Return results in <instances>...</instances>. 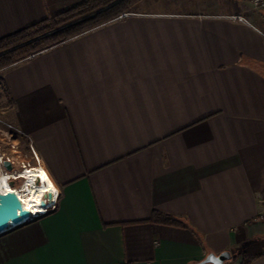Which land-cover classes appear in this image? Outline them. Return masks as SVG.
<instances>
[{
  "label": "crops",
  "instance_id": "0c3cea01",
  "mask_svg": "<svg viewBox=\"0 0 264 264\" xmlns=\"http://www.w3.org/2000/svg\"><path fill=\"white\" fill-rule=\"evenodd\" d=\"M85 1L0 0V40ZM247 3L144 0L1 72L59 196L0 235V264H264V31Z\"/></svg>",
  "mask_w": 264,
  "mask_h": 264
},
{
  "label": "trees",
  "instance_id": "16d2710c",
  "mask_svg": "<svg viewBox=\"0 0 264 264\" xmlns=\"http://www.w3.org/2000/svg\"><path fill=\"white\" fill-rule=\"evenodd\" d=\"M87 0L54 18L0 40V72L31 56L42 54L58 45L108 24L124 14L135 12L144 0ZM94 16L75 22L91 13ZM17 50L8 52L13 48ZM154 213V218L157 216Z\"/></svg>",
  "mask_w": 264,
  "mask_h": 264
},
{
  "label": "rangeland",
  "instance_id": "374dc122",
  "mask_svg": "<svg viewBox=\"0 0 264 264\" xmlns=\"http://www.w3.org/2000/svg\"><path fill=\"white\" fill-rule=\"evenodd\" d=\"M120 1H118V2H120ZM138 9H140V8H138ZM103 10H105V9H102L100 11H96L95 13H91V14H89V15L81 18V19L76 20L75 22L88 19V18L94 16L95 14H97ZM244 11L246 13H248L249 15H253L255 17V19H257L260 22V24L263 25V31H264V11L253 9L252 6L250 5V3L248 4L247 7L244 8ZM128 14H130V13H128ZM128 14L122 15L118 19H120V18H122ZM17 49H18V47L13 48L8 52H12V51H15ZM5 53H7V52L0 54V56L4 55ZM33 57L34 56H31L25 60L20 61L19 63L27 61ZM19 63H17V64H19ZM1 72H3V71H1ZM1 72H0V160H2L1 161V164H2L1 169L5 171V168L3 167L2 162L10 161L14 166V172H17L18 174H20L21 171H25L26 167L30 168L32 166L28 160L27 143H23V141L20 140V134L18 133L16 126H15V123H14V120L12 119V116L10 114V112L12 111L11 110V103H10V100H9V97L7 94V90H6L4 83H3V80H2ZM16 186H17V188H20L21 186H23V182L19 181V183H17Z\"/></svg>",
  "mask_w": 264,
  "mask_h": 264
},
{
  "label": "bare ground",
  "instance_id": "6f19581e",
  "mask_svg": "<svg viewBox=\"0 0 264 264\" xmlns=\"http://www.w3.org/2000/svg\"><path fill=\"white\" fill-rule=\"evenodd\" d=\"M1 161L0 194L16 193L23 201L25 209L30 210L34 214L44 215L46 210L40 207L41 200L45 194L57 192L48 174L42 169L26 167L25 171H21L19 176L20 179H23V186L14 189L10 186L11 174L1 169ZM45 176L47 179H45ZM54 202L55 198L53 194L51 203L53 204Z\"/></svg>",
  "mask_w": 264,
  "mask_h": 264
},
{
  "label": "water",
  "instance_id": "95a60500",
  "mask_svg": "<svg viewBox=\"0 0 264 264\" xmlns=\"http://www.w3.org/2000/svg\"><path fill=\"white\" fill-rule=\"evenodd\" d=\"M3 167L9 173L14 172V166L10 161H4ZM16 182H10L14 188ZM53 194L47 193L40 202V207L46 208V201L52 202ZM42 216V215H38ZM32 212L24 208L23 201L16 193L0 194V235L6 233L11 228L19 227L32 219ZM14 224V227L10 225ZM232 259L230 252H224L221 255L210 254L199 264H226Z\"/></svg>",
  "mask_w": 264,
  "mask_h": 264
},
{
  "label": "built area",
  "instance_id": "2783aa9c",
  "mask_svg": "<svg viewBox=\"0 0 264 264\" xmlns=\"http://www.w3.org/2000/svg\"><path fill=\"white\" fill-rule=\"evenodd\" d=\"M248 2L250 3V5L252 6L253 9L264 11V0H248ZM125 16H126V15H125ZM237 20H238L239 22H245V21H246L244 18H241V17L237 18ZM2 163H3V162H2ZM30 168H32V167H30ZM5 172H6V173H9V172H7L6 170H5ZM9 174H11L10 176L12 177V179H11L10 182L14 181V182H16V185H17V183H19V181H22V182H23V179H20V178H19L20 174H18L17 172H12V173H9ZM16 185H15L14 189L17 188ZM55 192H56V191H55ZM53 194H54L55 202L52 204L51 202L46 201V208H44V209L46 210V213H45V214H47L48 212L52 211V210L55 208V203H56V201H57V198H58V196H59V195H58L59 193L56 192V193H53ZM24 208H25V207H24ZM45 214H44V215H45ZM32 217H38V214H34V213H32ZM10 225H11L12 227H14V224L10 223Z\"/></svg>",
  "mask_w": 264,
  "mask_h": 264
},
{
  "label": "snow or ice",
  "instance_id": "6c2138e0",
  "mask_svg": "<svg viewBox=\"0 0 264 264\" xmlns=\"http://www.w3.org/2000/svg\"><path fill=\"white\" fill-rule=\"evenodd\" d=\"M45 179H47V177L45 176Z\"/></svg>",
  "mask_w": 264,
  "mask_h": 264
}]
</instances>
